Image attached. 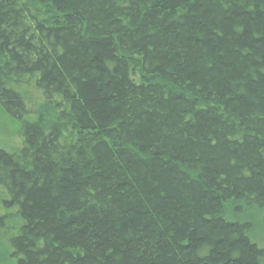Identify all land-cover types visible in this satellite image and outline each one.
<instances>
[{
  "label": "trees",
  "instance_id": "trees-1",
  "mask_svg": "<svg viewBox=\"0 0 264 264\" xmlns=\"http://www.w3.org/2000/svg\"><path fill=\"white\" fill-rule=\"evenodd\" d=\"M0 109V264H264V0H0Z\"/></svg>",
  "mask_w": 264,
  "mask_h": 264
},
{
  "label": "rangeland",
  "instance_id": "rangeland-1",
  "mask_svg": "<svg viewBox=\"0 0 264 264\" xmlns=\"http://www.w3.org/2000/svg\"><path fill=\"white\" fill-rule=\"evenodd\" d=\"M30 6L33 7V4L30 3ZM27 104L30 109H34L39 102L38 97L33 89H29L28 94H26ZM31 120V118L29 117ZM18 128V123L16 121L10 120L7 115L0 109V147L6 149L7 151L13 150L18 147L20 140L17 138L16 130ZM3 213V210L0 207V215ZM232 218L231 215H229ZM247 219L249 222L253 223V239L257 243L258 247L264 248V225L260 224L262 215L260 216L256 211L244 212L239 217H236L237 220ZM4 248V246H2Z\"/></svg>",
  "mask_w": 264,
  "mask_h": 264
}]
</instances>
